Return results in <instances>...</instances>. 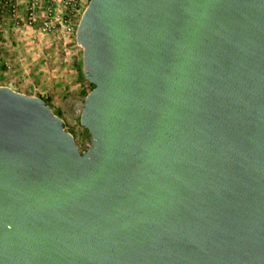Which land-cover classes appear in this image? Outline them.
<instances>
[{"label":"water","instance_id":"95a60500","mask_svg":"<svg viewBox=\"0 0 264 264\" xmlns=\"http://www.w3.org/2000/svg\"><path fill=\"white\" fill-rule=\"evenodd\" d=\"M80 151L0 86V264H264V0H89Z\"/></svg>","mask_w":264,"mask_h":264},{"label":"rangeland","instance_id":"374dc122","mask_svg":"<svg viewBox=\"0 0 264 264\" xmlns=\"http://www.w3.org/2000/svg\"><path fill=\"white\" fill-rule=\"evenodd\" d=\"M89 0H0V86L42 98L79 150L91 142L80 123L92 84L75 32Z\"/></svg>","mask_w":264,"mask_h":264},{"label":"trees","instance_id":"16d2710c","mask_svg":"<svg viewBox=\"0 0 264 264\" xmlns=\"http://www.w3.org/2000/svg\"><path fill=\"white\" fill-rule=\"evenodd\" d=\"M86 81H88V80H86ZM90 83V82H89ZM91 84V83H90ZM93 86V85H92Z\"/></svg>","mask_w":264,"mask_h":264}]
</instances>
